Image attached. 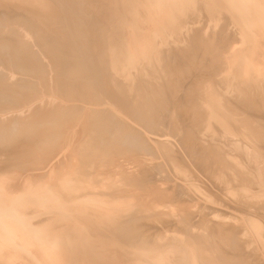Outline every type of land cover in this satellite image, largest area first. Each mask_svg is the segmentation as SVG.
Here are the masks:
<instances>
[{"label":"bare ground","instance_id":"obj_1","mask_svg":"<svg viewBox=\"0 0 264 264\" xmlns=\"http://www.w3.org/2000/svg\"><path fill=\"white\" fill-rule=\"evenodd\" d=\"M104 4L107 6L105 7ZM114 13H116L120 25L131 34L129 39L120 42L117 46L114 42L119 40L118 35L120 34L115 33L116 36L112 37L113 41H110L112 42L113 52L116 53V63L121 65L120 67L116 65L117 70H121L120 72H122L125 66H130L132 59H142V57L146 56L145 47L150 45L152 38L159 39L163 44L168 41V44L165 45L168 46L167 48L170 50L172 46H176L173 44L177 43V46H179L181 43H178V31L183 32L186 30L187 32L185 31L184 33H186L188 41L197 33L196 42H190L188 44L186 39L184 40L186 44H184V41L182 42L184 46L186 45L182 52H186L187 50H193V48L196 47L195 43L202 46L201 51H203L204 47H206L203 46L206 41L204 38H210V36L212 37L215 35V39L212 37L210 40H216V43L215 41L214 44H212L213 42L211 41V44L209 43L213 47V51L210 49L211 46L210 48L208 47L209 49L207 48L208 50L206 49L207 52L205 51L207 54H209L208 52L213 54L218 50H215L213 45L218 44L217 37L220 38V36L216 34H223L221 35L223 37L226 36L223 41L221 39L222 37L220 41H218L223 44L222 47L224 49L229 45L227 44L229 38H234L229 36L235 34V40L232 39L230 43L231 47L229 45L230 48H226V50H229L228 54L230 55V52L233 51L232 47H235L234 44L238 43L236 45L237 47H239V44L242 45L241 47H245L235 52L236 54L234 57H225L224 54L226 52L223 54L220 51L224 52V50L219 49V52L224 56H220V54L217 56L218 54L214 53L217 58L215 57L216 59H213L212 57L215 61L212 60L210 62L207 61L208 59H206L207 55H205V53L199 54L200 52L198 51V54L202 55L198 59L205 57L202 58L205 61L203 60L200 64H206V61L207 63H211H208L209 65L203 64L202 68L208 66V69L205 70V68H201L203 71L205 70L202 73L208 71L209 68H213L211 66H213L214 62L216 63L215 65H222L221 67H224L233 77L236 76L235 81V77H230L232 79V87L231 91L227 92L233 95L228 96H234L233 100L235 97L240 98L239 100L241 101L244 99L242 102H246V104H252V102L255 104L256 102V106H252L254 104L251 105L255 108L260 104L264 105V85L262 86L263 88L257 87L256 85V82L260 85L264 83V81L261 83L262 78L264 79V75H262L264 72V0H0V61L3 62L1 66H4L3 70H1L2 67H0V114L3 115L7 113V111L2 110V107L3 99L9 92V89H11L10 91L20 90L21 96L24 94L25 97L27 96L26 92L31 88L37 90V88H35L37 84H33L31 79L26 77L28 69L24 67L25 60L23 59L26 55V51L28 52L29 49L35 46H45L47 48H52L55 51L54 53L58 55H63V49L66 50L68 55H72L73 39L66 26L74 32L80 31L86 28L83 26H86L85 22L90 18L89 14L94 15L98 21L108 14ZM77 17H81L85 19V21H82V24L75 22ZM208 17L209 19H207ZM189 31L191 35H188L190 33ZM192 31L195 33L193 34ZM203 31L205 34V31H208V33L212 31L216 32L212 33L214 35L210 33L202 35L204 34ZM222 31H225V33L227 31L230 35L227 36L228 34L222 33ZM229 31L232 33H229ZM189 36H191V38ZM78 37L82 38L83 36ZM162 37L166 41H163ZM194 39L195 38H193V41H195ZM232 41H236L237 43L233 44ZM138 42L147 46L137 51L133 47V44H137ZM187 46L190 49L187 48ZM216 46L222 48L220 45ZM176 48L177 47L173 49L175 50ZM178 48L182 47L180 46ZM178 48L174 53L177 54V51H179ZM120 51H122L124 55H121ZM171 51L172 50L169 52L166 51V56L170 55L169 53H171ZM75 53L77 54V52ZM190 53L193 55V52L190 51ZM84 54L85 53L82 55ZM210 54L209 56H211ZM228 54L226 53V56ZM182 55L186 57L185 54H181L180 58H185L182 57ZM9 56L11 57L8 58ZM187 56L190 57L188 60H195L191 55L189 56V53ZM193 56L196 57V55ZM85 57L82 56L81 58ZM220 57L225 58L221 59ZM94 59L95 61L101 60L102 63L97 62L101 65L107 64L106 62L109 61V59L105 57H98V60H96V58ZM164 59L169 61L170 57L169 60L168 58H163L165 63L166 60ZM172 60L176 61L175 58ZM185 60L187 59L185 58ZM190 61H188L189 64L192 63ZM94 62L93 66H95ZM182 62H184V59ZM198 62H195V64L193 63L194 66H189L195 68ZM79 64L82 65L81 63ZM173 64L175 65V63ZM181 64L180 62V65ZM75 65H77V63H75ZM98 65H96L97 68ZM187 65L188 64H186V68H188ZM84 66L85 65H83V67ZM193 67L190 68L193 70ZM167 68L168 70L166 69L160 72V75H158L159 77L156 75L150 76V81L145 90L147 96L145 95L142 97V101H145L143 106L138 107L139 105H137L134 109V104H129L131 111L135 110L136 112L121 108L119 99L114 100L113 97L107 102L109 106L105 109L110 110L114 115L112 118H119L124 125L117 126L113 135L112 146L102 149L101 151L109 152L110 149H113L115 150L113 153L126 152L131 154V149H127L129 146H126L127 144L124 140L132 137V139L135 138L137 141L136 145L139 144L138 146L146 150L144 156L147 154H151L152 156H156L157 154V156H160V153L162 159L164 158V163L160 164L156 161V163L158 162L160 165H152L151 163L154 164L153 161L158 158L156 156L153 160V157H151V161H153L150 163H148L149 161L147 162L151 165H148L149 167L147 166L148 169L146 168L141 171L135 168L140 172H135V169V171L132 170L133 168L127 164L128 162H123L124 164L117 163L119 160L116 158L119 157H116L118 156L116 155L113 158L115 160L112 165L113 173H111V177H108L106 181H100L93 170V162L91 161L95 151L77 146L76 144L81 140L80 137L77 136V133L73 136L75 137L74 140L76 144L73 149H70L68 154H66V158H64V162L66 163L64 165L63 155L61 157L62 162H60L58 168L53 165L51 167L50 161H43L44 159L52 158L57 150L48 151L47 145L53 141L56 143L63 141V132L56 133L60 124L54 122L56 120L61 121L63 110L65 111L64 115L66 117L69 113H77L76 115L84 113L85 116V113L88 112L89 114H86L88 119L84 121V124L82 122V127L80 125L83 130H88L99 120H105L102 115L103 110L101 111L100 108H89L86 105L65 104L66 102H63V98L65 97L63 96V91L69 93L66 88L78 90L81 96L91 97L90 90L92 86L89 87V84H87V86L84 85L85 81L83 78L78 77L74 84L70 83L66 86H63V81L57 80V83L52 84L51 89L55 90V92L51 94L53 96L55 94H57V96L60 94L58 96L59 98L50 97L52 100L46 101L49 99L48 97L44 102L42 101L40 104H36L28 109L26 108L23 112L18 114L10 113L11 116L0 117V264H212L210 261L201 257V255H196V251H193L192 248L190 249L187 246L180 247L172 245L170 249L167 250L166 248V252L158 255V244L151 241V239L156 236L155 230L158 229L151 223V220L154 216L161 214L160 208L164 203H172L169 202L170 200L167 197L164 198L167 199L165 202H161V199H157L164 193L168 194V192L163 189L165 186H155V184H159L158 181H160L158 177H156L157 173L159 171L162 173V170H167V174L177 175L182 180L183 183L181 186L183 191L180 193L176 191L181 200L179 199V205L174 206L176 207L174 211H181V220V217L185 216L187 213L185 210H187L189 206L194 205L192 207L194 211H189L190 216L187 218L184 217L182 222H185L188 225L186 226L190 228L192 226L190 224L192 215L197 214L200 217L199 219L202 220L204 227L203 230L198 233L199 237H195L194 240L201 245L203 252L213 253L216 258H219L218 256L220 255L223 258L226 257L229 259V264H264V182L262 184L259 181L261 178H257V175H251L256 172H251V170H249H254V168L259 167L258 169L261 171L259 174L264 173V143L261 141L262 138L259 139V136H257V143H254L255 145L246 146L248 147L245 149V151L248 150L246 161L245 158L243 159L241 157V154H235L232 151L233 148L231 150L226 149L224 147L226 145H224L223 147L215 146L211 150L209 148L210 154H208V156L210 158L205 160V164H201V160L204 161V158H207V156L204 155L203 152L202 155L205 157L201 156V154H199L201 151L198 152L197 150L199 148H193V145H196V143L199 145L203 143L202 146H204L209 141L207 140V143L202 141L198 143L199 139L197 140L196 135L199 134L193 133L194 130L197 131V126L193 125L196 127L195 129L187 123V113L185 112L189 107L185 109V107L187 108L185 102L188 101L187 103L189 106L194 104V108L190 107L194 109V112L190 113L191 109L189 112L187 111L189 114H192V116L190 115L189 117L194 118L195 120L193 121L202 118L205 123L201 124L200 122L202 121L197 122L201 125L206 124L207 127H202L203 129L213 128V130H208L209 132H207V130L206 132L204 131L207 135H209L208 133H210V131H215V129L219 130L220 128L230 135H234L238 138L242 137L244 133H241L242 130L240 128L244 126L241 125L242 122H240L239 119L245 117L246 114H243L246 113V111H244L245 108L242 110L241 107L236 105V107L244 111L242 113L244 116L241 114L236 116L233 110H231L233 108L228 109L225 107L226 103H224L225 97L223 95H226L227 92L224 86L222 87L221 84L216 82V78L215 83L212 82V84H209L211 82L208 83V81L205 80L209 85L205 84L207 87L204 86L202 91L198 90L196 98H194L195 100L192 98V101H195V103L191 102L189 99L190 96L186 98L187 96L185 95V98L188 99H184L186 106L182 107L185 109V112L179 111V105L175 104L179 112L175 111L171 115L169 113L168 115H170V117H168L166 113L164 114V106L159 98L160 94L166 98L173 96L169 98V100L173 102L174 100L171 99H175V96L179 93H177L176 90L175 92L177 94L175 92L172 93L173 84H169L174 83L172 77L175 76L174 74L176 71L173 69L172 64L168 65ZM196 68L194 69L195 72L201 70L200 67H198V70ZM215 68L218 69H216L218 72L223 69V74H225L226 70L224 68H220V66H216ZM181 69L182 67L177 73L185 76L184 73L188 72H184L183 69V74L179 73ZM81 70V68L80 70H75L74 75L78 76L81 74ZM126 71L127 69L125 72ZM185 71H187V69ZM188 71L190 73V70ZM210 72L211 71L208 73ZM11 73H15V76L18 74V77L16 76L17 80H14L15 78L13 79L15 76L11 78V75H13ZM189 73L187 75L190 76ZM202 73L199 71L201 76L203 75ZM213 74L214 73H212V75ZM209 75L210 74L207 76ZM215 75V77H217L220 73L215 72ZM169 76L172 82H170ZM207 76L205 77L206 79L208 78ZM226 76H228V74H226L225 77ZM165 77L168 78L169 82L163 81ZM182 78L186 79V77L182 76L179 79L176 77V83L179 82H177V79L180 80ZM192 78L195 79L194 77L190 79ZM85 80L90 79L87 78ZM219 80L220 79H218V82H220ZM190 82L187 80V84L189 83L188 85L191 84ZM182 83L183 82L178 84L182 85ZM159 84V87H154V85ZM187 84L184 82V85L187 86H185V88L191 89V85H193V87L196 86V83L191 84L190 87H188ZM169 85H171V90H169ZM179 85L174 88H179ZM181 85L180 87H183V85ZM227 87L228 86H226V88ZM158 88L159 90H157ZM196 88L194 87V89ZM210 88H212L211 93L209 92ZM5 89L8 91L6 92ZM120 89L118 91L121 93V99L123 102L127 103L129 95L124 90H121V92ZM190 89H187V92H189ZM227 90L229 89L227 88ZM92 91H94V89ZM179 91L181 92V90ZM191 91L194 90L192 89ZM31 92L30 90L29 95ZM33 92L36 93L37 91L33 90ZM166 92L170 93V95L166 94ZM191 93L192 92H190V94ZM257 95H259L260 99L257 98ZM33 96H36V94ZM180 98L178 100H180V103H183ZM255 98L257 101H253L256 100ZM64 99L67 100V98ZM258 99L261 101L260 103ZM36 100L34 103H36ZM169 100L167 101L169 102ZM24 101H26V99H24ZM167 101L165 99L166 103ZM228 101V105H233L235 103V100L234 103H230L232 98L231 100L228 99ZM236 102L239 101L237 100ZM25 103L30 102L27 100ZM184 103L181 104V106H183ZM240 103L241 102L238 104ZM173 104L170 105L172 109L175 107ZM245 107L246 110H249L247 106ZM260 107L261 106H259L258 110H263L264 112V107H262L263 109H260ZM43 108H50L52 111H56L55 114H46L43 117V121H46L45 124L47 126L51 125V128L44 131L36 130L34 132L32 129L24 126V116L32 115ZM255 108L253 109L255 110ZM26 111L29 113H26ZM179 113L181 115L185 113L186 117L184 114V116H181ZM236 113H240V111ZM56 114H59L60 118H55L54 115ZM248 115L249 114L246 116ZM238 116L241 117L239 118ZM255 116L257 117V115H254V117ZM182 117H185L187 120L185 125L188 124L189 126H184ZM251 117L253 121V116ZM74 118L76 119V117ZM112 118H110L109 121L105 120V124L110 125L112 123ZM192 118L190 120H192ZM72 119L70 121H72ZM79 119L78 117V120ZM259 119L260 118H258V120ZM258 120L256 121L258 122ZM161 121L170 122L172 130L177 132V134H182L186 129L185 131L187 132H185V134H188V136H192L191 134L194 135L192 136L194 137L192 138L193 141L185 140L191 139V137L185 138L183 136L185 139H180L169 133L168 135H160L158 132L163 130L157 126ZM241 121L243 120L241 119ZM262 121H264V119ZM79 122L77 121V123ZM257 122L256 124H258ZM74 124V127L72 124H68L69 128L78 127L76 123ZM245 124L246 123H244V125ZM256 126H258L257 128L262 127L261 125ZM253 127L251 126L250 128ZM202 128L200 127L198 132L202 133ZM244 130L248 133L247 129ZM257 132H255L253 136L256 137V135L260 133ZM177 134L175 135L177 136ZM210 134L212 135V132ZM214 134L217 137L215 132ZM262 134H264V132ZM221 135L224 134H220V136ZM234 136L231 137L236 138ZM205 137L207 138L208 136ZM262 137H264V135ZM252 139L254 140V138ZM213 141L216 140H212V142ZM222 141H224V139L221 140V142ZM227 141L233 142L232 140ZM239 141L241 143V140ZM240 143L238 145L242 144ZM241 147H243V144ZM207 149L208 148H206V151ZM133 150L136 151V149ZM138 150L140 151V149ZM194 151L196 152L195 154ZM40 153L43 154V159L38 160L35 156ZM241 153L243 154V152ZM133 154H131V156ZM148 157L149 155L145 157L146 160L144 157H141L139 158V162H137L140 163L144 160L141 163L146 164ZM137 158H134L133 162H136L135 159L138 160ZM159 161H162L161 157ZM121 164L128 166L124 167ZM144 175L145 177H143ZM162 175H160V177ZM169 176L171 177L172 175ZM155 178L157 179V183H155ZM261 180L264 181V179ZM164 184L165 183H162V185ZM168 184L170 185V183ZM152 187L155 188L153 189ZM125 189H130V191L132 189L138 191L142 190L140 194L145 192L146 194H139L140 196H137L138 194L136 195V193H133L138 191L132 190L131 196H126L123 194L125 191H122ZM169 194L173 193L169 191ZM175 194L177 193H174V195ZM199 196L201 200L203 199L202 205L200 204L202 201H196L199 199ZM121 197L126 199L122 201V203L126 205L132 204L134 206L126 211L125 214L115 215L122 207V203L119 201ZM192 197H194V200L190 201L192 205L187 206L186 201ZM187 202L189 203V201ZM197 202H199L198 205L201 207H196L197 205L194 203ZM147 205H149L150 208L152 207V212L144 214ZM218 205L222 206L219 207ZM195 207L197 208L196 210L194 209ZM230 209H232V211H230ZM197 210H200V212ZM215 237L218 238H216L218 241L226 237L233 243L237 239V244L240 246L242 244L244 255H241V252L235 250L236 246L235 248H231V246L227 247L222 245L223 242L221 245L218 244V242L214 241ZM212 240L214 241V246H212Z\"/></svg>","mask_w":264,"mask_h":264},{"label":"rangeland","instance_id":"obj_2","mask_svg":"<svg viewBox=\"0 0 264 264\" xmlns=\"http://www.w3.org/2000/svg\"><path fill=\"white\" fill-rule=\"evenodd\" d=\"M105 5V7L107 6L106 4H104ZM92 14H89V16H90V18L88 19V21H86L85 23H86V26H83V27H86V28H83V30H80V31H76V32H74V31H72L68 26H66L67 28H68V32H69V34H70V36L72 37V39H73V44H72V49H73V52H72V55L73 54H75V55H68V53L66 52V50L65 49H63V55L62 54H57V53H54L55 51L52 49V48H47V47H45V46H39V47H32L31 49H29V51L27 52L26 51V55L23 57V59L25 60V65H24V67L25 68H27L28 69V73H27V75H26V77L27 78H29V79H31V81H32V83L33 84H37V86H35V88H37V90H35L34 88H31L30 90L32 91L31 93H30V95H29V91L30 90H28L27 92H26V97L24 96V94H23V96H21V91L20 90H16V91H10L11 89H9V92L5 95V98L3 99V111H7V113L5 114H0V117H8V116H11V114H18V113H20V112H23V111H25L26 110V108L28 109V108H30V107H33V106H35L36 104H40V102H44L45 101V99H48V97H49V99L48 100H46V101H49L52 97H54V98H59L58 96L60 95H58L57 96V94H55L54 96L52 95V94H54V92H55V90H52L51 88H52V84H55V83H57V80H59V81H63V86H66V85H68V84H70V83H75V81L77 80V78L79 77V78H83V80L85 81L84 83V85H86L87 86V84H89L88 86L89 87H91V90H90V94H91V97H84V96H81L80 95V93H78L79 91L78 90H75V89H73L72 88V90H70L69 88H66L68 91H69V93L68 92H65V91H63V96H65L64 98H67V100H65L64 98H63V102H66L65 104H81V105H86L87 107H89V108H100V110L102 111L103 110V112H102V115H103V117L105 118V120L106 121H109L110 120V118H112L114 115L111 113V111L110 110H105L106 108H108V104H107V102L110 100V98H112L113 97V99L114 100H118L119 99V101L121 102L120 104V106H121V108H123V109H130L129 107V104L131 105V103H132V105L134 104V109H135V107L137 106V105H139L138 107H140V106H143L144 105V102L145 101H142V97H144L145 95L147 96V94L145 93V90H146V86L148 85V83H149V81H150V76H152V75H156V76H158V75H160V72H163V71H165L166 69L168 70V68H167V66L168 65H171L172 64V66H173V69L176 71V73L174 74L175 76L174 77H172V80H174L173 82L174 83H169V84H173L172 85V87H173V90L171 91L172 93H174L175 92V90H176V92L177 93H179V94H177L176 92V94L178 95H176L175 97V99L173 98V99H171V100H174L173 102H174V104H173V102H171L170 100H169V98H171V97H173V96H169V98H166L165 96H163V95H161L160 94V101H161V103L163 104V106H164V114L166 113L167 115L170 113V115L172 114V113H174L175 111H177L178 110V108L180 109L179 111H184L185 109H188V107H189V109L187 110L188 112L190 111V109H191V112L190 113H192V112H194V109H192V108H190V107H193V105H191V103H190V105L191 106H189V104L187 103L188 101H186L185 103L187 104V108L185 107L186 105H185V103H184V99H186V98H188V96H190V100H191V102L192 103H195V101H192V98H193V100H195L194 98H196V93H198V90L200 91H202V88L205 86V87H207V85H209V84H212V82H214L215 83V81H216V78H217V83H219V84H221L222 85V87L224 86L225 87V89H226V92L227 91H231V83H232V79L231 78H234L235 77V79H234V81L236 80V76H234L233 77V75L230 73V72H228L224 67H221L222 65H215L216 63L214 62L213 63V66H211V67H213V68H209V70L208 71H206L205 73H202V72H204L205 70H207L208 68V66H206V68H205V66H204V68H205V70L203 71L202 69H204V68H202V66H203V64L204 65H206V64H208L207 63V61H212L215 57L217 58V56H219V54H220V56H224L225 55V57H234V55L236 54L235 52H238L240 49L242 50V48L243 47H245V46H243V47H241L242 45L241 44H239V47H237L236 45L238 44L236 41H232V43L234 44V43H237V44H234V46L236 47H232V52H230L231 54H233V55H229L228 53V51L229 50H226V48L227 49H229L230 47H231V40L233 39V40H235L234 38H235V34L234 35H230V34H228L227 33V31H226V33H225V31L223 32L222 31V33H225V34H228L227 36H229V37H234V38H232V39H230L229 37H227V38H229V40H228V43L227 44H229L230 45V47H229V45H227V47H225V49L222 47V43L221 42H218V41H220V38L222 39V41H223V39H225V37L226 36H221V35H223V34H216L217 36H220V38H218L217 37V39H218V41H217V43L218 44H215V45H213L214 46V49L216 50V49H218L216 52H214V53H217L218 55L217 56H215L214 55V53L212 54L211 52H208L211 56H209V54H207L206 52V49L209 47L210 48V44H211V42H213L212 44H214V41H215V43H216V40H214L215 39V35L214 34H212L213 32H216V31H212V32H209L211 35H214V36H212V37H214V41H211L210 39H212V37L210 36V38H208V37H206V38H204V40H206V41H208V42H206L205 41V43H206V45H205V43H204V45L203 46H206V47H204V49H203V51H201L202 50V46H200V45H198L197 43H195V48H193V50H187L186 52H182V50L183 49H185V46H184V44H186V42L184 41L185 39H186V41H187V43L189 44L190 42L191 43H193V42H196V37H197V33H195L194 31H192L193 32V34L195 33L196 35H194L193 37H192V39L190 40V41H188V37L186 36V33H184L185 31H178L177 32V35H178V43H180L179 44V46H177V43L176 44H173V45H176V46H172V49H170V50H172L171 51V53H169L170 55H168L169 57H170V60H169V57L168 56H166L167 54V52L166 51H170L167 47L168 46H166L165 44H168V41H167V43L165 42V44H163L159 39H151V41H150V45L149 46H147V45H145V44H140L139 42L137 43V44H133V47L138 51V50H141L143 47H145V46H147V47H145V54H146V56H144V57H142V59L141 58H134V59H132L131 60V62H130V66L128 67V66H125L124 67V69L122 70V72H120L121 70H117V66L116 65H118L119 67L121 66V65H119V64H117L116 63V53L115 52H113V49H112V42H110V41H113V38L112 37H114V36H116V34L115 33H118V34H120V35H118V37H119V40H117L116 42H114V44L117 46V45H119V43L120 42H122V41H126L127 39H129L130 38V36H131V34H130V32H128V30L127 29H125V28H123V26H121L120 25V22H119V20H118V18H117V16H116V13H114V14H108L106 17H104V18H101V19H99L98 21L96 20V18L94 17V15H92ZM88 16V17H89ZM94 21H93V20ZM207 19H209V17L207 18ZM82 21H85V19H83V18H81V17H77V19H76V21L75 22H79L80 24H82ZM91 21V22H90ZM115 30H118V31H115ZM218 31V30H217ZM73 32H74V36H73ZM77 32H79V33H77ZM182 32V33H181ZM187 32V31H186ZM190 32V31H189ZM188 32V33H189ZM201 32V31H200ZM206 32V34H209L208 33V31H205ZM234 32V31H233ZM203 33H204V31H203ZM219 33H220V31H219ZM229 33H232V32H230L229 31ZM76 34V35H75ZM78 34V35H77ZM180 34V35H179ZM205 33L204 34H202V35H206ZM184 35V36H183ZM188 35H191V32L188 34ZM78 36H83L82 38H80V37H78ZM76 37V38H75ZM190 38H191V36H189ZM205 37V36H204ZM75 38V39H74ZM180 38V39H179ZM184 38V39H183ZM193 38H195L194 40L195 41H193ZM226 38V39H227ZM161 39V38H160ZM162 39H163V41H166L163 37H162ZM82 42H81V41ZM76 41V42H75ZM80 43H79V42ZM184 41V44L182 43ZM211 41V42H210ZM230 41V42H229ZM224 42H227V41H224ZM208 43V44H207ZM210 43V44H209ZM84 44V45H83ZM80 45H83V46H80ZM192 45H194V44H192ZM216 45H220L222 48H219V47H217ZM169 46H171V45H169ZM182 47V48H178V47ZM188 46H190V45H188ZM187 46V48H189ZM200 46V47H199ZM226 46V45H225ZM233 46V45H232ZM80 47H83V48H80ZM175 47H177L178 48V50L180 51H177V54L176 53H174V51L175 50H177V48L174 50L173 48H175ZM191 47V46H190ZM215 47H217V48H215ZM241 47V48H240ZM170 48V47H169ZM186 48V49H187ZM199 50H198V49ZM201 48V49H200ZM208 48V49H209ZM83 49V50H82ZM181 49V50H180ZM190 49V48H189ZM192 49V48H191ZM207 49V50H208ZM211 50L213 49V47L211 46V48H210ZM224 50V52L223 51H220V50ZM237 51H236V50ZM75 50V51H74ZM76 50H78V51H76ZM211 50H209V51H211ZM84 51V52H83ZM190 51L191 52H193V55H196V57H194L193 55H192V53H190ZM195 51V52H194ZM197 51V52H196ZM200 53H199V52ZM206 51V52H205ZM213 51V50H212ZM221 53H227L228 55L226 56V53L223 55V54H221ZM230 51H231V49H230ZM75 52H77V54L75 53ZM79 52H83V53H85L84 55H82L83 53H79ZM176 52V51H175ZM182 52V53H181ZM234 52V53H233ZM10 53V52H9ZM185 54L186 55V57L184 56V55H182V57H185L187 60H185V58H183L184 59V62H182L183 61V59L182 58H180L181 56V54ZM189 53V56L191 55V57H193V59H195V60H193V61H190V60H188V58H190V57H188L187 56V54ZM199 53V54H204L205 53V55H207L206 57V59H208L207 61H206V64L205 63H203V64H200L204 59H202V58H205V57H201V59H198V58H200V56H202V55H199L198 54V56H197V54ZM120 54L121 55H124V53L122 52V51H120ZM171 54H174V55H171ZM212 55H214V56H212ZM82 56H86L85 58H81ZM173 56V57H172ZM176 56V57H175ZM11 56H9L8 58H10ZM96 58V60H98V57H105V58H108L109 59V61H107L106 63L107 64H100V63H97V62H101V60H98V61H95V59L94 58ZM210 58V60H209V58ZM212 57H213V59H212ZM225 57H222V58H225ZM91 58V59H90ZM163 58H168V60L169 61H167V59H164V60H166L165 61V63H164V61H163ZM175 58V60L176 61H174V60H172V59H174ZM215 58V59H216ZM221 58V57H220ZM221 58V59H222ZM80 59V60H79ZM89 61H88V60ZM93 59V60H92ZM196 59H198V60H196ZM218 59H219V57H218ZM91 60V61H90ZM201 60V61H200ZM18 61V60H17ZM95 61V62H94ZM172 61V62H171ZM186 61V62H185ZM188 61H190V62H192V63H190L189 64V62ZM199 61V62H198ZM205 61V60H204ZM213 61H215V60H213ZM1 63H0V67H2L1 68V70H3V67L4 66H1V65H3V62L2 61H0ZM89 62V63H88ZM92 62V63H91ZM93 62L95 63V66H93ZM179 62V63H178ZM180 62L182 63L181 65H180ZM188 62V63H187ZM195 62H198V64L196 65V69L198 70L199 68L198 67H200V69L201 70H198V71H194V64H195ZM75 63H77V65H75ZM79 63H81L82 65H80ZM102 63V62H101ZM173 63H175V65L173 64ZM194 63V64H193ZM89 64V65H88ZM99 64V65H98ZM177 64V65H176ZM186 64H188L187 65V67L188 68H186ZM209 64H211V63H209ZM208 64V65H209ZM78 65H79V67H78ZM83 65H85L84 67H83ZM88 65V66H87ZM92 67H91V66ZM96 65H98V68H97V66ZM180 65V66H179ZM189 65H193V66H189ZM199 65V66H198ZM7 66V65H6ZM175 66V67H174ZM216 66H220V68H224L226 71H225V74H223L224 72V70L222 69L220 72H218L217 70V68H215ZM179 67V68H178ZM182 67V69H181V72H179V73H182L183 74V72H182V70L184 69V68H186L187 69V71H185L186 69H184V72H188L189 73V71L188 70H190V76L189 75H187L188 73H184L185 74V76L184 75H179L177 72L178 71H180V68ZM190 67H193V70H192V68H190ZM80 68L82 69L81 71V74H79L78 76H75L74 75V71L75 70H80ZM87 68H88V70H87ZM219 68V69H220ZM100 69H101V71H100ZM127 69V71L125 72V70ZM211 69V70H210ZM213 69H214V72H213ZM217 69V70H216ZM4 70H6V69H4ZM173 70V71H174ZM216 70V71H215ZM194 71V72H193ZM199 71H201V73L203 74V75H208V74H210L209 76H207L208 78L206 79L205 77L206 76H201V74H199ZM209 71H211L210 73H208ZM193 72V73H192ZM215 72H217V73H220V75H217V77H215L216 75H215ZM227 72V73H226ZM101 73V74H100ZM208 73V74H207ZM212 73H214L213 75H212ZM222 73V74H221ZM11 74H13V75H11V78H12V76H15V73H11ZM194 74V75H193ZM198 76H197V75ZM226 74H228V76H226L225 77V75ZM229 74H230V76H229ZM261 74H262V72H261ZM221 75H223V76H221ZM262 75H264V72H263V74ZM16 76L18 77V74H16ZM13 77V79L14 80H17V77ZM181 76L182 77H186V79L188 80V82H190L192 79H190L191 77H194L195 79H193L190 83L191 84H193V83H196V86H194L196 89H194V87H193V85H191V89L190 88H185V86L186 85H184V82H185V84H187V80L186 79H184V78H182V79H180V80H178L179 78H181ZM196 76V77H195ZM212 76V77H211ZM219 76V77H218ZM223 77V78H221V77ZM84 77H87L88 79H90V80H85V79H87V78H84ZM91 77V78H90ZM159 77V76H158ZM162 77V76H161ZM170 77V76H169ZM176 77L178 78L177 79V82L178 83H181V82H183L182 83V85H183V87H180V85L178 84V83H176ZM188 77H190V78H188ZM231 77V78H230ZM173 78H175V79H173ZM228 78H230V79H228ZM165 79H167V80H165ZM198 79V80H197ZM202 79V80H201ZM204 79V80H203ZM211 79H213V80H211ZM218 79H220L219 81L221 82H218ZM227 79V80H226ZM92 80V81H91ZM172 80H171V77H170V82H172ZM185 80V81H184ZM198 81V82H196V81ZM199 80H201V81H199ZM205 80H207L208 81V83L209 82H211V83H206L207 81H205ZM230 80V81H229ZM163 81L164 82H166V81H168L169 82V80H168V78L167 77H165V78H163ZM162 81V82H163ZM194 81V82H193ZM204 81V82H203ZM227 81V82H226ZM234 81H233V83H234ZM263 81H264V79L262 78V82L261 83H263ZM86 82H88V83H86ZM162 82H160V83H162ZM201 82V83H200ZM223 82H225V83H223ZM228 82H230V83H228ZM93 84V85H92ZM189 84V83H188ZM187 84V85H188ZM205 84H207V85H205ZM177 85H179V88H174L175 86H177ZM181 85V86H182ZM190 85H188V87H190ZM202 85V86H201ZM256 85H257V87H261V88H263L262 86L264 85V83L262 84V85H260V84H258L257 82H256ZM85 86V87H86ZM160 86V84L159 85H154V87H159ZM198 86H200V87H198ZM226 86H228L227 88L229 89V90H227V88H226ZM33 87V86H32ZM187 87V86H186ZM193 87V88H192ZM121 88V89H120ZM184 88V89H183ZM64 89V88H63ZM94 89V91H92ZM120 89V91L122 90H124L129 96H128V100H127V103H125V102H123V100L121 99V93L118 91ZM187 89H190L189 90V92H187L188 90ZM194 90V91H196V92H194V91H191V90ZM208 89H209V87H208ZM6 90V92L8 91L7 89H5ZM33 90L34 91H37L36 93H34L33 92ZM39 90V91H38ZM157 90H159V88L157 89ZM169 90H171V85H169ZM179 90H181V92L179 91ZM211 90H212V88H210V90H209V92L211 93ZM93 93H92V92ZM121 91V92H122ZM53 92V93H52ZM190 92H192L191 94H190ZM193 92H194V94H193ZM34 93V94H33ZM38 93V94H37ZM52 93V94H51ZM213 93H214V90H213ZM36 94V96H33V95H35ZM43 94V95H42ZM117 94V95H116ZM166 94H168V95H170V93H168V92H166ZM165 94V95H166ZM182 94V95H181ZM149 95H150V93H149ZM185 95L187 96L186 98H185ZM228 95H233V94H229L228 92H227V94L226 95H223L224 97H225V99H224V103H226L225 104V107L226 108H233V109H231V110H233V112L235 113V115L237 116L238 114L240 115H242V116H244L243 114H249L248 116H246L245 115V117H246V119H245V117L244 118H240L241 116H238L240 119V122H242V126H244V127H242V128H240L242 131H241V133H244L243 134V138L242 137H240V138H238V137H236V136H234V135H230L229 133H227V132H224L222 129H220L219 128V130L218 129H215V131H210V133L212 132V135L210 134V133H208L209 135H207L205 132H206V130H207V132H209L208 130H213V128H207L206 130L205 129H203V128H205V127H207L206 126V124L204 125H201L202 123H205L204 121H203V119L202 118H199V120H196V121H193V120H195L194 118H192V117H189L190 115L192 116V114H189L187 111L185 112V113H187L186 115H187V119H188V122H187V120L185 119V117H186V115H185V113H183L184 115H185V117L183 118L182 117V119H183V121H184V126H186L187 127V125L189 124L190 126H193V125H195V126H197V131H195L194 129V131H193V133L194 134H199V135H196V137H197V140L199 141L198 143H200L201 141L202 142H208L207 144H205L204 146H202L203 145V143L202 144H197L196 143V145H193V148H196L197 149V147L199 148V149H201V150H199V149H197L198 150V152H200L199 154H201V156H204V155H206L207 156V158L205 157L204 158V161L203 160H201V164L202 163H204L205 164V160H208L210 157L208 156V154H210V150L213 148V147H215V146H217V147H219V146H221V147H223L224 145H226V146H224L226 149H232V151L235 153V154H241V157L244 159L245 158V161L247 160V155H248V153H247V151L248 150H246L245 151V149H247L248 147H246V146H253V145H255L254 143H257V140H256V138H257V136H259V139H264V137H262L264 134H262L263 132H264V121H262L263 119H264V112H263V110L261 111V110H258L259 109V106H261L260 107V109L262 108V107H264V105L263 104H260L258 107H252V106H256L257 104H256V102H255V104L252 102V104H254V105H252V104H246V102H242V101H244V99H242V101L241 100H239L240 98H237V97H235V103H234V100H233V98H234V96H228ZM29 96V97H28ZM43 96V97H42ZM56 96V97H55ZM167 96V95H166ZM30 98V99H28V98ZM34 97H35V100H36V103H34L35 102V100H34ZM40 97V98H39ZM51 97V98H50ZM168 97V96H167ZM181 97V98H180ZM184 97V98H183ZM44 98V99H43ZM69 98V99H68ZM182 99V101H183V103H184V105L183 106H181V104H183L182 102L180 103V100H178V99ZM231 98H232V101L230 102L231 104L232 103H234L233 105H228L229 104V101H228V99L229 100H231ZM257 98H259V95H257ZM24 99H26V101H24ZM165 99H166V101L167 100H169V102L167 101V103L165 102ZM239 101V102H241L240 104H238L239 102H236L237 100ZM256 99V98H255ZM260 99V98H259ZM258 99V101H259V103L261 102L260 100ZM27 100H28V102H30V103H25V102H27ZM30 100V101H29ZM52 100V99H51ZM177 100V101H176ZM186 100H188V99H186ZM189 100V101H190ZM24 101V102H23ZM253 101H257V99L256 100H253ZM68 102V103H67ZM175 106L173 109L171 108V106L170 105H172L171 103ZM176 102V103H175ZM178 102V103H177ZM24 103V104H23ZM180 103V104H179ZM258 103V102H257ZM32 104V105H31ZM64 104V103H63ZM175 104H177V105H179V107L176 109V105ZM241 104H243V105H241ZM24 105H28V106H24ZM105 105V106H104ZM236 105L237 106H239V107H241L242 108V110L245 108V110L244 111H246V113H243L244 111H242L241 110V108H239V107H236ZM241 105V106H240ZM249 105H250V107H249ZM252 105V106H251ZM229 106V107H228ZM245 106H247V108H249V110H246V107ZM168 107H169V109H170V111H169V109H168ZM173 107V106H172ZM182 107H185V109H183ZM235 107H236V110H235ZM23 108H25V109H23ZM183 110H182V109ZM194 108V107H193ZM253 108H255V110L256 111H259V112H256ZM168 109V110H167ZM250 109H251V111H250ZM263 109V108H262ZM172 110H174V111H172ZM128 111V110H127ZM126 111V112H127ZM130 111H131V109H130ZM179 111H177V112H179ZM240 111V113H236V112H239ZM242 111V112H241ZM248 111V112H247ZM28 111H26V113H27ZM55 112L56 111H52V109H45V108H43V109H41V110H38L37 112H35V113H33L32 115H29V116H24V120H25V122L23 123L24 124V126H26L27 128H29V129H32V131H36V130H39V131H44V130H46V129H49V128H51L50 126L51 125H49V126H47L46 124H45V122L46 121H43V117H44V115H46V114H55ZM84 112V111H83ZM131 112H136L135 110L134 111H131ZM176 112V113H177ZM249 112H251V113H249ZM263 112V113H262ZM11 113V114H10ZM29 113V112H28ZM243 113V114H242ZM253 113H256V114H253ZM259 113V114H258ZM261 113V114H260ZM65 111L63 110V117H61V121L60 120H56V121H54V122H56L57 124H60L59 126H58V130L56 131V128L54 127V129H55V131H56V133L58 134L59 132H63V141H61L60 143H56V142H52V143H50L49 145H47V150L48 151H51V150H56L55 152V155L52 157V158H48V159H44L43 161L44 162H48V161H50V163H51V167H52V165L53 166H56V168H58V165L60 164V162H62L61 160H62V155H63V165L66 163V162H64V158H66V154H68V151L70 150V149H73V147H74V145L76 144V142H75V137H73L74 136V134H76L77 133V136H79L80 137V139L81 140H79V142L76 144L77 146H80V147H82V148H84V149H89V150H91V151H95V154H94V156L92 157V164H93V167H94V172L97 174V176H98V179L100 180V181H106V179L108 178V177H111V173H113V171H112V165H113V162H114V160L115 159H113L116 155H118V156H116V157H119V158H116L117 160H119V161H117V163H123V162H128L127 164L128 165H130V167H132L131 169L132 170H134L135 168H137V169H139V170H143V169H146L147 168V166L149 165V166H151L150 164H148V163H150V162H152L153 160H154V158H156V156H157V154H156V156H152L151 154H147L146 156H144V154L146 153V150L145 149H143L141 146H138V145H136L137 144V141L135 140V138H133L132 139V137L131 138H127L126 140H124V142L127 144L126 146H129L127 149H129L130 150V152H131V154H133L132 156H131V154H129V153H126V152H116V153H113V152H115V150H113V149H110V151L109 152H106V151H101L102 149H106V148H108V147H111L112 146V142H113V135H114V133H115V130L117 129V126L119 127V126H123L124 124H123V122L121 121V120H119V118H112V123L110 124V125H106L105 124V120H99L98 122H96L91 128H89L88 130L87 129H81V127L83 126V124H84V121H86V119H88V112H86L85 113V116H84V113H82L81 115L79 114V115H76L77 113H73V114H71V113H69L70 115H73V116H70L69 114H68V116L66 117L65 115ZM87 114V115H86ZM180 114V113H179ZM181 115V116H184V115ZM189 114V115H188ZM250 114H252V115H250ZM263 114V115H262ZM25 115V114H24ZM170 115H168V117H170ZM254 115H257V117L255 116L254 117ZM86 116H87V118H86ZM251 116H253V121H252V117ZM259 116H261V117H259ZM262 116H263V118H262ZM54 117L55 118H60V115L59 114H56V115H54ZM73 119H72V118ZM74 117H76V119L74 118ZM78 117L80 118L79 120H80V122H79V120H78ZM248 117H250V118H248ZM70 118V119H69ZM192 118V120H190ZM258 118H262L261 120L259 119L258 120ZM69 119V120H68ZM72 119V121H70ZM85 119V120H84ZM185 119V120H184ZM241 119L243 120V121H241ZM74 120V121H73ZM76 120V121H75ZM83 120V121H82ZM248 122H247V121ZM254 120H255V122H254ZM256 120H258V122L256 121ZM77 121L79 122V123H81V124H79V123H77ZM192 122V124H191V122ZM197 121H202V122H200L201 124H199V122H197ZM53 122V123H54ZM69 122H71V123H69ZM82 122H83V124H82ZM163 122V123H162ZM185 122H187L188 124H186L185 125ZM194 122H197V123H194ZM256 122L258 123V124H256ZM74 123H76V126H78V127H75V128H69V126H68V124H72V126L74 127ZM114 123H116V124H114ZM194 123V124H193ZM244 123H246V124H248V125H244ZM252 123V124H251ZM77 124H79V125H77ZM80 125H81V127H80ZM188 125V126H189ZM256 125H261L262 127L259 129V128H257L258 126H256ZM253 127V128H250V127ZM62 127V128H61ZM158 128H160L161 130H163V131H160V132H158L160 135H168V133L170 134V135H174V137H178V138H180V139H182L183 138V136L185 137V138H189V137H191V139H185V138H183V139H185L186 141H188V140H191V141H193L192 140V138H194V137H192V136H194L193 134H191L192 136H188V134H185V132H187V131H185L184 130V132L181 134V133H178L177 134V132H174L173 130H172V128H171V126H170V122H164V121H161V123L157 126ZM170 127V128H169ZM194 127V126H193ZM202 128V130H203V134H205V135H203L202 133H200V132H198L200 129L199 128ZM61 128V129H60ZM195 129H196V127H194ZM252 130H250V129ZM257 128V129H256ZM60 129V130H59ZM244 129H247L248 130V133H247V131L246 130H244ZM222 130V131H221ZM244 130V131H243ZM257 130H258V132H262L261 133V135H260V133H258L257 132ZM260 130H263V131H260ZM54 131V132H55ZM173 131V132H172ZM205 131V132H204ZM253 131H254V133H253ZM214 132L217 134V137H216V135L214 134ZM255 132H257L258 133V135H256V137L255 136H253L254 134H255ZM153 134V133H152ZM175 134H177V136L175 135ZM181 134V135H180ZM201 134V135H200ZM220 134H224V135H221L220 136ZM229 134V135H228ZM246 134V135H245ZM253 136H251V135ZM179 135V136H178ZM185 135H187V136H185ZM150 136H151V133H150ZM157 136V135H156ZM205 136H208L207 138L205 137ZM209 136H211V137H209ZM215 136V137H214ZM222 136H224V137H222ZM230 136V137H229ZM231 136H234V137H236V138H233V137H231ZM248 136V137H247ZM153 137V136H152ZM201 137H203V138H201ZM250 137H251V139H250ZM211 138V139H210ZM220 139V140H218V139ZM224 139V141H222L221 142V140H223ZM252 138H254V140L252 139ZM174 139H176V138H174ZM202 139V140H201ZM205 139V140H204ZM225 139H227V140H232L233 142H231V141H227V140H225ZM234 139V140H233ZM235 139H238V140H235ZM248 139V140H247ZM261 139V141L264 143V140H262ZM195 140V139H194ZM208 140V141H207ZM212 140H216L218 143H220V144H218L216 141H213L212 142ZM239 140H241V143L243 144V147H241V143H240V141ZM256 140V141H255ZM226 141V142H225ZM134 142V143H133ZM136 142V143H135ZM197 142V141H196ZM213 143V144H211V143ZM228 142V143H227ZM129 143H131V144H129ZM224 143H227L228 144V146H231V147H228L227 146V144H224ZM234 143V144H233ZM241 144V145H238V144ZM134 144V145H133ZM190 144V143H189ZM248 144V145H247ZM199 145V146H198ZM209 146V147H207V146ZM212 145V146H211ZM238 145V146H237ZM137 146V147H136ZM257 146V145H256ZM132 147V148H131ZM135 147V148H134ZM139 147V148H138ZM238 147H240V148H238ZM101 148V149H100ZM140 149V151L138 150V149ZM206 148H208L207 149V151H206ZM209 148H210V150H209ZM242 148V149H241ZM244 148V149H243ZM133 149H136V151H134ZM179 149V148H178ZM195 149V150H196ZM237 149H238V151H237ZM196 150V151H197ZM203 150H205V151H203ZM209 150V151H208ZM242 150V151H241ZM145 151V152H144ZM236 151H237V153H236ZM243 152V154L241 153V152ZM136 152V153H135ZM197 152V153H198ZM204 153V155H202L203 153ZM244 152H246V153H244ZM112 153H113V155H112ZM143 153V154H142ZM196 152L194 151V154H195ZM140 154V155H139ZM149 155V157L147 158V161H146V164H144V163H141V162H143V161H141L140 163H138L139 162V158H141V157H147ZM151 155V156H150ZM159 155L160 156H157V160H155V161H153L154 162V164L153 163H151L152 165H160V164H162V163H164L165 162V160H164V158L162 159V155L159 153ZM243 155H244V157H243ZM131 156V157H130ZM134 156V157H133ZM38 160H41V159H43V154H37L36 156H35ZM133 157V158H132ZM138 157V158H137ZM151 157H153L152 159V161H151ZM160 157H161V160L162 161H159L160 160ZM134 158H137L138 160H136L135 159V161L136 162H133V159ZM150 158V159H149ZM143 159V158H142ZM141 159V160H142ZM126 160H128V161H126ZM145 160H146V158H145ZM164 160V161H163ZM132 161V162H131ZM138 161V162H137ZM149 161V162H148ZM156 161H158L157 163H156ZM69 162H71V161H69ZM148 162V163H147ZM77 163V162H76ZM124 164V163H123ZM123 164H121V165H123ZM132 164H135V165H132ZM137 164H140V165H137ZM143 164V165H142ZM128 165H126V166H128ZM146 165V166H145ZM124 166V165H123ZM126 166H124V167H126ZM148 166V167H149ZM138 167H140V168H138ZM202 167H204V166H202ZM129 168V167H128ZM253 168V167H252ZM259 167H257V168H254V170L253 169H249V170H251V172H256V173H253V174H251L252 176L254 175H257V178H261V179H264L263 177H264V173H262V174H259L261 171H260V169H258ZM148 169V168H147ZM257 169V170H256ZM136 170V169H135ZM134 170V171H135ZM139 170H136L135 172H140ZM159 173H160V171L157 173V176L156 177H158V179L160 180V181H158V183L159 184H155V183H157V179L155 178V180H156V182L154 183L155 184V186H157V185H161V187H163V186H165V188L163 187V189H164V191H167L168 192V194L167 193H164V194H162L161 196H159L157 199L158 200H160L161 202L163 201V202H165V201H167V199H164V198H169V202H172V203H169V204H167V203H164L163 205H162V207L160 208V210H161V214L160 215H157V216H154L153 218H152V220H151V223L155 226V227H157V229L158 230H155L156 231V236L154 237V238H152L151 239V241L152 242H154V243H157L158 244V255H161L162 253H164V252H166V248H167V250L168 249H170L171 248V246L172 245H177V246H180V247H184V246H187V247H189L190 249L192 248L193 249V251H196V255H201V257H203V258H205L206 260H208V261H210L212 264H229V259H227L226 257H222L221 255L220 256H218L219 258H216L215 256H214V254L213 253H207V252H203L202 251V248H201V245L200 244H198L197 243V241H195L194 239H195V237H199L198 236V233H200V231L201 230H203V227H204V225H203V223H202V220H200L199 218V216L197 215V214H195V215H192V218H191V221H190V224L192 225L190 228H188L187 226V224L184 222H182V220L184 219V217H189L190 215H189V211H194L193 209H192V207L194 206H189V205H192L191 203H190V201H193L194 200V197H192V198H190L189 200H187V201H189V203L186 201V204H187V206H189L188 208H187V210H185L187 213H186V215L185 216H183V217H181V220H180V214H181V211H178V212H176V210L174 211V209H176V207H174L175 205H179V201L181 200L180 199V197H179V194H178V192L180 193V192H182L183 191V188H182V186H181V184L183 183L182 182V180L180 179V177H178L177 175H173V174H167V170H162V173H163V175H162V173H160V175H162L161 177H160V175H159ZM169 175H172L171 177L169 176ZM263 176V177H262ZM143 177H145V175L143 176ZM259 180L262 184H263V180ZM109 180H111V179H109ZM196 182H197V179H196ZM162 183H165L164 185H162ZM168 183H170V185L168 184ZM167 184V185H166ZM153 189L155 188V187H152ZM127 190V191H126ZM129 190V191H128ZM133 190V189H132ZM132 190L130 191V189H125V190H122V191H125V193H123L124 195H128V196H131V194H132ZM140 190V189H139ZM121 191V192H122ZM133 191H138V190H136V189H134ZM142 191V190H141ZM141 191H138V192H134L133 194H135L136 193V195L137 196H140V195H143V194H146V192L145 193H143V194H140V192ZM169 191H170V193L172 192L173 194H169ZM176 191H178V192H176ZM128 192H130V193H128ZM127 193V194H126ZM174 193H177V194H175L174 195ZM122 194V195H123ZM130 194V195H129ZM140 194V195H139ZM167 195H169V196H167ZM196 195V194H195ZM163 196V197H162ZM175 196V197H174ZM198 196V195H197ZM177 197V198H176ZM196 198H198V197H196ZM195 198V199H196ZM163 199V200H162ZM173 199V200H172ZM178 199V200H177ZM180 199V200H179ZM124 200H126L125 198H120L119 199V201H121V203H122V201H124ZM202 201L201 200V198H200V196H199V199L198 200H196V201ZM174 201V202H173ZM195 201V202H196ZM193 203V202H192ZM202 203H203V201L200 203L201 205H202ZM204 203H205V201H204ZM195 205H197L196 207L197 208H199V207H201L200 205H198L199 204V202H197V203H194ZM134 205H132V204H128V205H126L125 203H122V207H121V209L119 210V211H117L116 213H115V215H122V214H125L126 213V211H128V210H130L132 207H133ZM219 207H221L222 205H218ZM194 208L195 210L197 209V208ZM173 209V210H172ZM226 209V208H225ZM180 210V209H179ZM198 212H200V210H197ZM230 211H232V209H230ZM150 212H152V207L150 208V206L149 205H147L146 206V211L144 212V214H149ZM180 212V213H179ZM178 223V224H177ZM185 225V226H184ZM187 225V226H186ZM153 226V227H154ZM217 237H215L214 238V241H216V242H218V244H220L221 245V243L223 242V244L222 245H224V246H227V247H229V246H231V248H235V246H236V251L237 252H241V255H244V250H243V247H242V244H241V246L240 245H238L237 244V239H236V241H234V243L232 242V241H230V240H228L226 237H223V238H221V241H218L217 239H216ZM214 241L212 240V246H214ZM253 251V250H252ZM253 253V252H252ZM219 255V254H218ZM123 260V259H122Z\"/></svg>","mask_w":264,"mask_h":264}]
</instances>
